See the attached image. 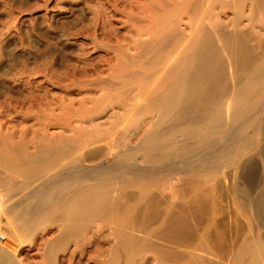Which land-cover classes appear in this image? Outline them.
I'll use <instances>...</instances> for the list:
<instances>
[{"label": "rangeland", "instance_id": "1", "mask_svg": "<svg viewBox=\"0 0 264 264\" xmlns=\"http://www.w3.org/2000/svg\"><path fill=\"white\" fill-rule=\"evenodd\" d=\"M203 28L235 45L224 64L230 86L191 116L207 118L248 92L264 108V0H0V204L11 205L24 173L48 166L58 151L69 150L87 167L107 166L152 132L158 135L151 141L183 124L188 115L160 120L163 110L152 101L163 91L157 81L173 66L185 72L190 42ZM261 113L229 146L200 147L192 163L176 170L146 175L148 159L140 150L136 168L146 176L125 175L132 184L118 185L114 208L105 205L88 217L89 225L71 227L61 212L30 231L1 224L6 264H235V252L264 236L254 204L264 189ZM182 133L176 132L179 141ZM249 158L252 184L242 173ZM62 164L50 165L47 175Z\"/></svg>", "mask_w": 264, "mask_h": 264}, {"label": "bare ground", "instance_id": "2", "mask_svg": "<svg viewBox=\"0 0 264 264\" xmlns=\"http://www.w3.org/2000/svg\"><path fill=\"white\" fill-rule=\"evenodd\" d=\"M234 46L235 45L233 44L232 41L219 39L218 36L214 34L211 30L204 29V28L201 29L200 33L197 34L190 42V52L185 60L186 61L185 69H184L185 72L184 73L181 72L180 65H177L175 67L173 66V68L169 72V75H166L168 74L167 71L170 69L168 68L165 71V73L166 72L167 73L166 74L164 73L165 78L163 80L161 79L162 82L157 81V83L158 82L162 83L163 88L161 87L160 83H159L160 85L156 83L157 86L161 88L160 89L156 86L157 88L156 90L158 91L159 89L162 91L163 89V91L161 92V94L157 92L159 94V97L157 96L158 98L154 99L156 100L155 102L152 101V103H154L155 106L158 105L156 107H160L163 110L161 112H163L164 114L160 113L162 116V117L161 116L159 117L160 120H162L163 117L164 119H167V117L169 119V117L171 116V118H173L174 121L176 122L177 119L184 116V114L188 115V118L183 124L179 125L178 127L174 128L171 131H168L167 133L157 136L156 139H154L153 141H151V139L155 137L156 135H158V133L150 132L151 134L149 133L150 135L147 138L145 143L143 142L135 149H131L132 147L129 149L128 147V149L126 148L127 149L126 151L118 153L117 158H115L116 161H113L114 163L112 162L110 165H107V166L98 164L97 166L94 165L93 167H87V166H84L83 164L84 163L82 161L84 160L83 158H81L82 160L73 159L72 153L70 154L68 152L69 150H67L68 153L67 152L64 153L63 151L64 155L61 154V151L60 152L58 151L57 153L61 154V155L59 154V156L61 157L58 156V158L60 159H58L57 156H55L54 158H52V160L48 161V162H51V164L50 163L48 164L46 160L43 161V164L45 163L48 164V166H45L47 167L46 169L44 165L42 164L43 168L47 170V173L45 172L43 168L35 169V167L34 169L30 168L32 171L30 170L29 172H28L29 169H26L28 172L27 173L25 171V167L22 166L24 168V171L27 173L25 174L22 171L21 167L19 168L20 165L17 166L18 165L17 163H16L17 165L13 163L14 165L18 167V169H21V171L24 173V175H26V177L23 176L24 181L21 182L23 184H21V187L18 186L21 189L20 188L16 189L18 191L17 196L19 197L16 200L14 199L15 201L13 203L11 202L12 203L11 205H5L3 202H1L4 205L0 204V226L2 224V226L8 227L10 226L9 225L10 222H12L15 225L14 227L15 230L18 229V231L20 230L30 231L32 229V228L30 229L31 225L34 224L32 225L34 227L35 222L40 220L39 221L40 223L41 221H43V219L47 220L48 218H50L54 212H58V213L61 212V215L67 214L66 216L69 219V223H70L69 226L75 227V224L77 225V223L79 222L81 223L86 222L88 217L89 219H91L90 218L91 216L92 218H93V215L97 216L98 215L97 213L98 212L101 213L102 212L101 209L104 208L105 205H109V206L111 205L110 207L114 206V204L113 206L111 204L113 203L112 195L114 196V193L117 194L118 193L117 191L120 190V189L117 190V186L119 185V188H120V185L125 186L126 182L129 184L130 178L126 179L127 176L125 175L133 174V176L135 175V177L133 178H136L135 180H137V176L138 175L140 176L141 174H143L139 172L140 171L138 169L139 167L136 168L137 157L135 154L140 152V150L146 151L145 157L148 159V163H147L148 165L145 166L146 168L144 167L145 168L144 171L146 173L143 171V169L141 171L144 172L146 175H148V173L154 175L155 173L153 170L155 168L161 170V172H168V171L176 170L183 163L184 164L192 163L194 161L195 151L200 147H205L206 149H214V148H221V147L226 148L227 146H229L231 139H235V137L239 134L242 126L250 125L251 123L255 122V121L253 122L251 121L252 117H254L256 114L263 112L264 110V108L260 107V100H255L256 98L254 99L255 95L253 93L248 92V93H242V94L236 95L234 98L230 99L226 103V105L221 107L218 111H215L214 115L213 114L209 115L207 118L191 116V114L193 113L194 109L197 108L199 103H213L214 100L217 99V96L230 86L229 74L226 72L227 69L224 67V64L228 56V53L233 51L232 49ZM175 51L171 53H174ZM158 71L159 73H161L160 70ZM149 79L147 81H149ZM143 86L145 87V85ZM141 90H142V87H141ZM142 91L144 92V90ZM153 97L156 98V96L154 95ZM154 105L151 106L152 109H154L153 108ZM252 108L255 109V113L251 114L250 113L251 111L249 112V109L251 110ZM167 113H171V114L166 116L165 114ZM260 117L262 116L259 115V119ZM256 119H258V117ZM257 123H259V121ZM177 131L183 132L185 134L186 138L184 141L180 140L181 141L180 142L178 140L176 136L178 135L176 134ZM183 133L181 135H184ZM156 151L158 153H155ZM263 152H264V148H263ZM66 153L67 155L68 154L72 155V159H71V156H68L70 157L69 158L70 160H68V157L65 156ZM83 156L86 157L87 155H83ZM11 157L13 158L14 156L11 155ZM60 162H63V164ZM53 164L54 165L62 164V165L59 168L60 170L58 169L59 171L57 173L54 172L56 174L47 175L49 173L48 171H50L51 169H54V167L56 168V166H54ZM50 165L51 167L52 165L54 167L50 168L49 167ZM10 169H13V168L10 167L8 172H10ZM41 169L43 172H41ZM15 171L16 170H14V172ZM242 171H243L242 173L244 174L243 178L245 179V181L252 184L256 177V171H255L252 158H249L244 161V163L242 164ZM8 172L7 174L10 175L11 173H8ZM145 174H143L144 177L146 176ZM44 177H47V178L44 179L43 181H40L38 184H34L31 179V178H39L40 180H42V178ZM131 180L132 182L134 181V179H130V183H131ZM139 182L137 181V183ZM147 182L149 183V181ZM140 183H143V181ZM33 185L35 186L30 191L26 192V190L32 187ZM145 185H148V184H146L145 182ZM12 186L13 185H11L10 187ZM124 186H123V189H124ZM149 192H150V189H149ZM119 193L117 195H119ZM142 193H145L144 190ZM12 198L10 199L9 197L8 199L11 201ZM4 199L6 201L7 197ZM117 201H115L116 204H117ZM6 202L9 203V201H6ZM254 204H255L257 219L259 223L262 225V227L264 228V189L258 195H256V197L254 198ZM115 213L116 212H114V215ZM59 217H62V216H59ZM68 219L64 217L62 220H66L67 222ZM124 219H126V217ZM126 221L127 220H125V223L127 224ZM13 224H11V226ZM86 224L88 223L86 222ZM10 228L12 229V227ZM64 229H67V228H64ZM263 240H264V236L261 238L259 236L253 241H250L249 242L250 245L248 243L246 248L243 246L244 250L240 251V253L238 252L239 256L237 255L235 257L237 252L234 251L236 254L233 255L234 256L233 259L237 258L236 259L237 262H234V263L235 264L236 263L238 264H264V241ZM133 250L135 251L136 249L133 248ZM205 252L207 253L209 251H205ZM8 253H1V249H0V264H6L4 257ZM12 259H13V255H12ZM9 260L11 261V259ZM50 260H53V258ZM225 261H221V262L225 263ZM226 264H227V261H226Z\"/></svg>", "mask_w": 264, "mask_h": 264}]
</instances>
